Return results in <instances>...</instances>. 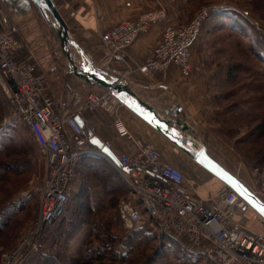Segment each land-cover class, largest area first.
Wrapping results in <instances>:
<instances>
[{"label": "built area", "instance_id": "1", "mask_svg": "<svg viewBox=\"0 0 264 264\" xmlns=\"http://www.w3.org/2000/svg\"><path fill=\"white\" fill-rule=\"evenodd\" d=\"M210 15L199 12L186 26L166 25L153 54L139 67L146 75L162 73L170 66L182 74L191 71V47L202 33ZM165 10L149 11L136 21H123L103 35L102 41L110 58L116 62L129 60L128 50L140 35L153 25L163 23ZM17 30L0 32V90L7 99L8 121L25 126L45 158L47 173L38 190L39 216L29 235L17 252L5 264H22L43 248L47 231L65 215L74 194L76 168L85 156L105 159L120 174L129 188L119 201L124 227L135 231L143 222L142 212L164 234L175 235L198 248L207 264H264V232H252L244 224L248 204L230 188L223 189L213 200L191 197L183 189L184 173L176 166L165 164L157 149L150 145L139 147L136 155H117L123 168L102 154L85 137L76 118L79 110L67 112L70 103L63 102L61 111L46 96L45 75L34 64H20L16 54L23 43ZM122 101L110 91H90L86 108H104L114 113ZM80 117V116H79ZM121 139L132 140L127 126L116 119L114 123ZM112 149L110 142L105 143ZM9 260V262H8Z\"/></svg>", "mask_w": 264, "mask_h": 264}, {"label": "crops", "instance_id": "2", "mask_svg": "<svg viewBox=\"0 0 264 264\" xmlns=\"http://www.w3.org/2000/svg\"><path fill=\"white\" fill-rule=\"evenodd\" d=\"M52 1L70 35L84 51L83 57L127 84L132 93L151 106L162 120L170 121L176 130L180 131L181 128L187 127L188 131L183 133L185 137L190 136L197 147H204L215 161L242 181L253 193L255 192L250 183V172L246 163L211 130L214 126L212 111L208 104L209 85L217 79L216 71L219 70V65L225 67L227 63L217 58V50L210 48L207 38L202 34L191 47L189 76L185 77L174 65L165 72L151 75H146L139 69L152 56L155 47L161 41L166 25H188L195 15V12L189 9L188 3L193 0H186L184 5L178 6L170 3L173 0ZM32 6L36 8L47 30L49 40L58 44V52L68 67V72L60 78H49L42 68L43 58L16 24L15 18L30 12ZM160 10L166 11V20L153 25L147 33L139 36L128 50L127 62L113 61L102 41L103 35L123 21H136L146 12ZM11 28L17 30L16 37L23 43V49L16 54V60L20 64L36 65L38 71L45 75L46 96L54 103L56 111H61L62 103L68 101L70 106L67 112L79 110V116L95 136L104 143L110 142L112 150L117 155L133 156L138 153L140 146L154 147L160 153L162 162L176 166L184 173L183 189L193 198L213 200L223 189L228 188L123 102L114 113L104 108H86L85 103L90 91L101 94L108 90L98 85H90L73 74L54 29V19L48 11L43 15L29 0H0V32H8ZM73 50L75 49H71L72 54ZM77 56L80 61L82 56L79 52ZM70 76L74 79L70 80ZM116 119H120L127 126L132 140L118 137L114 126ZM244 224L252 232H264V218L250 206L244 210Z\"/></svg>", "mask_w": 264, "mask_h": 264}, {"label": "rangeland", "instance_id": "3", "mask_svg": "<svg viewBox=\"0 0 264 264\" xmlns=\"http://www.w3.org/2000/svg\"><path fill=\"white\" fill-rule=\"evenodd\" d=\"M185 1L173 0L170 3L173 6H178L179 4L184 5ZM188 3L190 4L189 9L195 12L188 24L204 9L209 11L227 9L232 11V15L235 17L246 19V22H244L245 28L238 26L236 22L235 25L233 24L235 29L239 30L241 28L244 31L226 29L208 38L210 48L217 50V58L223 60V63L229 62L248 67V73L244 71L239 73V81L235 85L222 82L220 77L215 82H212L209 85L208 104L212 111L214 126V128H211L212 132L222 139L246 163L250 172V183L255 191L254 194L264 202V131L259 133L257 129L260 121L252 118L250 120L249 118L246 119L244 114L237 109L230 110V107L234 106L235 102H244L246 98L254 95L252 94L254 88L264 82V63L255 55V43H251L255 38L249 37L250 34L255 35L258 29L264 33V0H193L192 2L188 1ZM31 9L27 14L18 15L19 17L15 18L16 24L23 31L22 33L27 41L38 50L41 58H43L42 63L44 66L42 68L46 71L49 78H60L68 72V67L64 62L63 56L58 52V44L49 40L47 30L37 14L36 8L32 6ZM256 39V44L258 42L262 43L259 37H256ZM73 51L74 59L79 61L77 59L79 58L77 56L78 52L76 50ZM218 72L219 70L216 71V75H218ZM69 79L72 80L74 77L70 76ZM246 83H248L249 88L248 94L245 92L244 87L240 88V85L245 86ZM231 91H234V95L227 100H218L216 98L217 95L231 94ZM258 105L260 107L261 104H252L251 102L249 107L256 113ZM9 110L10 105L0 90V123L3 122L4 118L9 117ZM227 111L230 112L228 113ZM10 123L11 121H8L5 125H1L0 129L8 127ZM23 127V125H19L23 138L19 141L17 140L18 144L5 137L0 140L3 141V144H11L14 147V150L8 152L0 150V164H2L0 165V206L12 203L15 205L14 209L16 211V214L6 220L5 227L0 226V264H5L8 257L19 250L30 230L36 224L39 216L38 190L42 186L47 173L45 158L40 154L36 142L30 134L23 130ZM21 142H25L26 145L24 144L25 146L21 147L19 144ZM259 160L262 161L260 162ZM22 164L24 165L23 167ZM113 169L119 176V172L115 168ZM85 181H88L91 185L96 182L91 174H78L74 183V196L71 198L69 210L65 215L66 219L71 217L81 185ZM94 192L93 187L88 190L93 205L94 197H97V200L101 199V192L97 194ZM77 199L79 203H84V206L89 209L90 201L88 202L83 197H78ZM110 213H115V211L113 210L112 212L107 209L102 215L107 217ZM58 225L53 227L48 233L43 250L36 255L29 256L22 264H43L42 259L58 252L60 256H58L57 260L51 261V263L67 264L66 257L69 250L65 248L64 239L59 236L56 240L54 237L56 236L54 232L58 229ZM123 228L122 231L116 230L114 233L124 236V241L134 231H128L124 225ZM153 246L154 243H150L147 249L150 250ZM120 247V251L125 254L127 252L125 248L123 246Z\"/></svg>", "mask_w": 264, "mask_h": 264}, {"label": "trees", "instance_id": "4", "mask_svg": "<svg viewBox=\"0 0 264 264\" xmlns=\"http://www.w3.org/2000/svg\"><path fill=\"white\" fill-rule=\"evenodd\" d=\"M235 22L238 26L245 28V18L235 17L232 15V11L227 9H213L210 11V15L203 26L200 37L203 34L208 40L210 36L217 34V32L226 29L231 31L238 30L234 28ZM238 31L242 32L244 30L240 28ZM249 37L255 38L251 41V43H255V55L264 63V33L258 29L255 35L250 34ZM256 37H259L262 43L258 42L256 44ZM241 71L248 73V67L228 62L225 67L219 65L217 78L220 77L222 82L235 85L239 81V73ZM243 87L248 94V83L245 86L240 85L241 89ZM230 93L217 95L216 98L218 100H227L234 95V91ZM252 94L254 95L249 97L246 95L248 97L246 101L235 102V105L229 109L239 110L246 119L249 118L250 120L252 118L260 121L257 129L261 133L264 131V82L254 88ZM251 102L252 104H261L260 107L259 105L256 107V113L249 107ZM227 112L229 113L230 111ZM23 128L26 133L30 134L25 126ZM20 130L19 124L11 122L8 127L0 129V140L5 137L18 144L17 140L19 141L23 138V133ZM19 144L21 147L26 145L25 142ZM10 145H7V143L3 144V141H0V150L6 152L14 150V147ZM259 161L261 162L262 160ZM113 168L105 159L97 156H85L79 162L76 168V178L80 173H87L91 174L92 178L96 180L93 185L85 181L81 185L78 194V197H83L88 202L90 201V207L88 209L87 206H84V203H79L77 197L71 217L66 219L65 215L69 210L71 199L64 217L47 231L43 247L46 244L48 233L59 224L58 229L54 232V235H56L54 237L56 240L59 236L64 239L65 248L69 250L66 257L67 264H204L203 254L198 248L191 246L175 235L161 233L157 225L145 215V211L142 212L143 222L141 227L129 234L124 241V236L114 233L116 230L122 231L123 222L120 217L118 201L122 195L129 192V188L120 174L118 176ZM91 187L95 190L94 193L101 192L100 200L94 197V205L91 203L90 194L88 193ZM14 206L12 203L0 206L1 227H5L6 220L16 214ZM107 209L112 212L114 210L115 213H110L107 217H104L102 214ZM150 243H154V246L148 250L147 246ZM120 246H123L127 251L125 254L120 251ZM58 256H60L59 252L55 255H48L42 259L43 264H55L51 263V261L57 260Z\"/></svg>", "mask_w": 264, "mask_h": 264}, {"label": "water", "instance_id": "5", "mask_svg": "<svg viewBox=\"0 0 264 264\" xmlns=\"http://www.w3.org/2000/svg\"><path fill=\"white\" fill-rule=\"evenodd\" d=\"M34 3L43 15L48 11L54 19V29L61 43L62 51L68 58L72 72L75 76L86 81L90 85H98L112 92L128 107L134 109L143 119L158 129L168 139L174 142L180 149L192 157L199 165L209 171L216 178L221 180L228 188L239 195L250 207L256 210L263 218L264 202L260 200L242 181L227 171L222 165L215 161L204 147H197L195 141L190 137H185L183 133L188 131L187 127L176 130L175 126L166 120H162L156 111L148 104L141 101L129 86L119 81L106 71L98 68L88 58L83 57L84 51L70 35L68 28L56 9L52 0H29ZM77 50L82 56L80 61L74 59L71 49ZM79 126L83 129L85 137L95 146L102 154L107 156L118 169L128 172L129 170L122 167L118 156L112 149L95 136L94 132L85 124L81 117L76 118Z\"/></svg>", "mask_w": 264, "mask_h": 264}, {"label": "snow or ice", "instance_id": "6", "mask_svg": "<svg viewBox=\"0 0 264 264\" xmlns=\"http://www.w3.org/2000/svg\"><path fill=\"white\" fill-rule=\"evenodd\" d=\"M261 211L264 212V208H262Z\"/></svg>", "mask_w": 264, "mask_h": 264}]
</instances>
